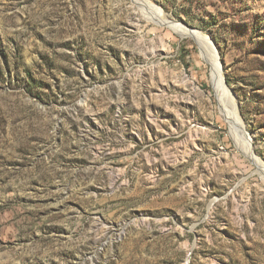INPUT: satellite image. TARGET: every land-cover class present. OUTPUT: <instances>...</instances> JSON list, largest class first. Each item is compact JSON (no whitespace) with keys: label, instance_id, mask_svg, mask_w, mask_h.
<instances>
[{"label":"rangeland","instance_id":"obj_1","mask_svg":"<svg viewBox=\"0 0 264 264\" xmlns=\"http://www.w3.org/2000/svg\"><path fill=\"white\" fill-rule=\"evenodd\" d=\"M0 264H264V0H0Z\"/></svg>","mask_w":264,"mask_h":264},{"label":"bare ground","instance_id":"obj_2","mask_svg":"<svg viewBox=\"0 0 264 264\" xmlns=\"http://www.w3.org/2000/svg\"><path fill=\"white\" fill-rule=\"evenodd\" d=\"M154 20L160 25L166 24L177 34L190 37L196 42L199 47L201 57L210 67L209 82L218 101V108L221 117L228 124L231 134L242 153L246 155V157L252 164L256 165L258 168H261L262 165L260 160L255 156L254 152L248 144L249 138L240 118L238 117V113L233 101L234 99H232L231 93L224 83V76L220 64L221 62L219 61L218 53L214 48L211 39L209 38V40L197 30L186 28L181 24H176L173 26L166 21L160 11H155ZM243 129L245 132L243 131Z\"/></svg>","mask_w":264,"mask_h":264},{"label":"water","instance_id":"obj_3","mask_svg":"<svg viewBox=\"0 0 264 264\" xmlns=\"http://www.w3.org/2000/svg\"><path fill=\"white\" fill-rule=\"evenodd\" d=\"M224 83L226 84V82L224 81Z\"/></svg>","mask_w":264,"mask_h":264}]
</instances>
